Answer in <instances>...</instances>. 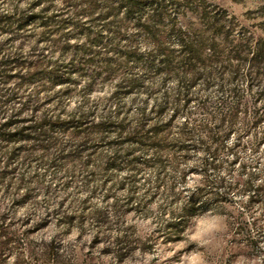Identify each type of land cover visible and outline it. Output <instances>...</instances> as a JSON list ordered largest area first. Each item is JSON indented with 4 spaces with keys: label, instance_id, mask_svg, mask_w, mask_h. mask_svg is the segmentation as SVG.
<instances>
[{
    "label": "rangeland",
    "instance_id": "1",
    "mask_svg": "<svg viewBox=\"0 0 264 264\" xmlns=\"http://www.w3.org/2000/svg\"><path fill=\"white\" fill-rule=\"evenodd\" d=\"M137 1L0 0V264H264V59L237 75L187 71L177 42L182 29L264 43V0ZM165 99L150 124L192 137L164 151L183 160L158 186L132 132ZM215 134L223 167L203 176L208 152L192 146ZM248 174L263 204L244 192ZM220 178L232 190L165 241L189 196Z\"/></svg>",
    "mask_w": 264,
    "mask_h": 264
},
{
    "label": "trees",
    "instance_id": "2",
    "mask_svg": "<svg viewBox=\"0 0 264 264\" xmlns=\"http://www.w3.org/2000/svg\"><path fill=\"white\" fill-rule=\"evenodd\" d=\"M121 4L126 5L129 8H136L140 5L137 0H120ZM178 45L181 47L180 55L183 57L178 61L179 66L182 68H188L187 71H192L198 66L210 67L213 63H219L223 71H230L229 68H234V73L237 75L240 71L241 64L249 60L250 63L254 65L261 62L264 59V43L254 41L253 38H240L237 39L233 34H229L227 37L221 39H207L204 37H195L194 35L189 36L187 32L179 29L177 31ZM227 46V47H225ZM238 62L234 66V62ZM247 80L251 83L254 80L252 72L246 74ZM182 92L179 96L183 98L185 104L189 102L188 90L187 88H182ZM238 90H233L237 92ZM263 92H259V95H263ZM170 102L166 99L159 104L154 106V118L149 117L145 110L141 111L140 121L138 122L137 129L132 132L133 138L136 145L140 149H146L152 151V155L148 159H143V166L156 168V182L158 186H164L166 176V170L174 165L181 164L183 158L170 156L166 158L164 156V151L167 149L174 150L175 152H186L190 144L186 143L191 139V131L186 126L179 127L177 132H171L172 122L168 120L164 123L155 122L150 124V121L158 120L161 114L168 109ZM174 111L179 114L182 110L175 108ZM227 135L215 134L210 136V145L213 144L215 149H212L210 145L205 144L203 141L199 140L196 145H193L194 149L198 151H207L208 158L202 162L200 174L203 176L207 175L209 171H217L223 167V164L219 160V153L222 150V142ZM146 155V154H145ZM238 162V157H235L233 162L229 164L232 165ZM241 170H244L245 166H241ZM254 175L248 174L245 182L244 192L248 193L249 198L252 201L262 202V192L260 190H253ZM226 182L220 178L218 180H211L209 184L204 188H196V190L189 196L186 204L180 210L179 222L176 224H169L167 226L170 229L164 240L171 241L174 238H178L180 234L185 229L184 218L191 216L203 209H207L209 206V201L202 200L204 197L216 196L218 197L217 189L223 187L226 190H232L233 186L224 185ZM169 191L173 190L172 186L168 187ZM226 194V192H224ZM223 194V195H224ZM123 240L117 239L116 243H122Z\"/></svg>",
    "mask_w": 264,
    "mask_h": 264
}]
</instances>
